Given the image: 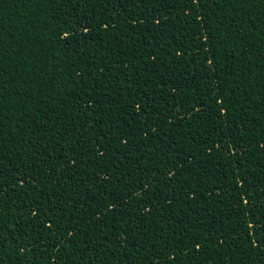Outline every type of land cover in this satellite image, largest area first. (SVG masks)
<instances>
[{
	"label": "trees",
	"instance_id": "16d2710c",
	"mask_svg": "<svg viewBox=\"0 0 264 264\" xmlns=\"http://www.w3.org/2000/svg\"><path fill=\"white\" fill-rule=\"evenodd\" d=\"M0 34V264H264V0H0Z\"/></svg>",
	"mask_w": 264,
	"mask_h": 264
},
{
	"label": "snow or ice",
	"instance_id": "6c2138e0",
	"mask_svg": "<svg viewBox=\"0 0 264 264\" xmlns=\"http://www.w3.org/2000/svg\"><path fill=\"white\" fill-rule=\"evenodd\" d=\"M0 43H2V34H0ZM0 59H2V57H0ZM2 76H3V73L0 72V78H2ZM0 96H2V93H0ZM138 106H140V105H138Z\"/></svg>",
	"mask_w": 264,
	"mask_h": 264
}]
</instances>
